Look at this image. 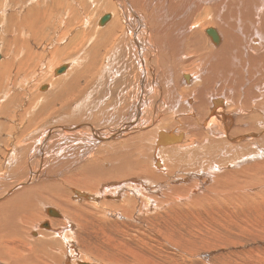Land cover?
I'll list each match as a JSON object with an SVG mask.
<instances>
[{
	"label": "bare ground",
	"instance_id": "1",
	"mask_svg": "<svg viewBox=\"0 0 264 264\" xmlns=\"http://www.w3.org/2000/svg\"><path fill=\"white\" fill-rule=\"evenodd\" d=\"M46 1L53 3L51 12L42 9ZM16 4L22 12L20 32L28 36L16 37L6 56L17 60L21 70L33 69L21 84L33 77L44 80L35 101L18 110L21 99L31 96L12 94L19 85L16 78L3 88L14 66L0 52V264H47L39 260L47 253L43 247L59 240L64 241L62 252H48V258L60 261L63 255L64 264H88L72 261L76 247L64 230L75 228L76 220L83 242L84 221L102 216L95 212L98 203L123 219L134 199L141 214L153 210L159 217L165 206L182 212L183 200L193 207L215 204L211 181L246 191L262 179L264 0ZM99 4L101 11L93 14ZM46 15L51 37L39 52L30 38L42 33ZM136 85L141 86L138 93ZM114 90L117 100L109 102ZM185 101L192 106L186 118L195 121L184 118ZM168 118L178 122L168 125ZM82 201L89 206L76 205ZM38 207L64 219L53 220L62 226L43 233L46 241L38 238L39 227L51 229V221H38V231L27 226L40 219ZM214 207L210 215H217ZM139 242L154 256H167L160 250L163 243ZM121 261L118 256L113 264Z\"/></svg>",
	"mask_w": 264,
	"mask_h": 264
},
{
	"label": "rangeland",
	"instance_id": "2",
	"mask_svg": "<svg viewBox=\"0 0 264 264\" xmlns=\"http://www.w3.org/2000/svg\"><path fill=\"white\" fill-rule=\"evenodd\" d=\"M18 1L20 0H0V52L1 59L4 58L11 60L14 66L13 72L8 73L7 77L4 79L3 88L6 89L8 87L10 79L14 81V78H16L19 85L13 87L14 91H12V94L14 95L15 93L19 92L20 95L21 92H24L25 94L29 93L28 96H31L30 99L29 97H25L23 98V100L21 99L19 103L21 105H18L20 108L18 110L24 111L25 108H27L30 100H32V102L30 103H33V101H35V94H37L39 91L37 86L39 84H42V81L44 79L33 77V81L29 80L26 85L21 84L22 82L19 81L24 77H28L33 69H27L28 67H24L25 70H21L20 67L17 66L19 65V63H17V60H14L12 56H6L7 53L11 52L13 46L15 45V43L13 42L16 37H21V39H24L28 36V34L26 36L22 35L20 32L21 30L18 26V22H20L22 14L20 6L16 4V2ZM19 4L21 6L29 5L28 2H25L24 4L22 2H19ZM100 6L102 5L99 4V6H95L96 11L94 10L93 14L101 11L102 7ZM43 7V10L51 12V10L53 9L52 1L43 2ZM106 13L107 12H103L100 15ZM44 21L45 24L43 26L42 33L38 36H32L30 38V45L39 52L44 51L43 47L48 43L45 41H49V38L51 37L50 16L46 15L44 17ZM10 40H13L12 43H10ZM45 68L43 70H45ZM0 69H2L1 65ZM124 71L125 70L121 72ZM130 82H132V80H130ZM25 86L27 90H24ZM140 87L141 86L136 85L137 93L140 90ZM4 92L5 90H2V94H4ZM116 93L117 91L115 90L111 93L109 102L111 99L117 100L116 97L118 96V94L116 95ZM42 103V100L38 101V108L40 106L39 104ZM23 105L25 107L22 109ZM185 107L186 114L184 115V118L186 119V121H195V118H186L187 114L192 108L188 101H185ZM46 111H48V109ZM16 118H20V116H17ZM6 119L7 118H2V120ZM8 120L9 118L7 119V121ZM177 122L178 120L175 118H168L166 120V123L168 125H172L173 123ZM17 123V120L13 122V124ZM12 130H14V127L12 128ZM35 134L36 132L32 133V136ZM6 135L7 133L4 136ZM6 137L8 138L9 136ZM49 164L50 163L48 162L45 166L49 168ZM6 166L9 167V164H6ZM1 172L2 169L0 170V173ZM215 177L216 176H213L214 180ZM213 183L214 181H211L209 183V187L214 189L211 195L214 198L217 197L218 200H216L218 203L215 202V204L212 205H206L205 203H203L202 206L193 207L190 206L191 204H188V202L190 201L183 200L179 202V206L182 207V212L176 211L172 209V207L165 206L163 215L160 214L159 217L156 216L158 214H156V212L153 210H150L151 212H147L150 213V215H154L153 217H149V214L147 213L141 214L138 211L137 206L132 205L134 199L133 202L129 203V207L131 208V210L127 211L128 213H126V211L124 212L126 216L123 219L113 216V213L111 212L108 213V209L104 205V202L100 204L98 203V209L95 212H99L102 216L97 214L100 217L97 216L94 221L90 219L84 221L82 233H80L79 235L83 242H81L78 238V224L76 220H74L75 228H70L71 232L68 229V232L64 230V234H72L73 239L71 241V244L76 247L75 251H77V254L74 252L73 255L75 258L73 257L74 259L72 261H82L88 264H113V261H116L118 256H120L122 258L121 264H264V176L261 180H257L254 184H249L248 186L251 185L250 187L252 188H249L246 191L238 190L236 188V184L230 185L231 187H225V189L223 186H221L220 188L217 185H213ZM217 189L219 190L217 191L218 194L215 193ZM225 193H228L229 195H226ZM79 204L82 205L81 208H84V206H89L87 201L78 202V204L76 205ZM213 205L215 206L214 210L218 211L217 215H210L208 213L209 208L211 209ZM124 206H126V204ZM134 208L137 209L134 210ZM228 209H230L231 215L226 214V210ZM235 209L237 211H235ZM238 212L240 215L238 214ZM35 215H39L40 219L27 224L28 227L31 226L34 228H31V230L38 231L37 223L40 220V225L47 221L50 223L51 221V229L46 227H39L41 231H39L38 238L45 241L48 239L46 237H43V233H51L55 229H58L62 226L58 225V223L54 224L53 220H56L57 222L64 220L60 217V214L54 215L48 210V208L46 211L44 210V212H41V209L38 207ZM178 216L180 217L178 218ZM209 217L210 219H208ZM152 221L155 223L153 224ZM200 221H202L203 223ZM205 223H207L208 225ZM114 224H119V228L113 226ZM65 226L66 224L63 225V227ZM182 226H184V229L182 228ZM21 227H23L22 224ZM189 229H192L193 232ZM172 230L175 232L173 233ZM74 232L77 233V236L75 238ZM190 235L193 239H189ZM36 236L37 235L32 234L30 238H34ZM56 238L57 235L53 234L52 239ZM138 239L144 241L153 239L156 244L163 243V249L160 250H162V252L167 256H164L163 259H161V256L159 254H156V256H154L151 249L143 248ZM13 241L14 243L12 245V248L16 247L15 242L17 243L16 240ZM103 242L104 244H100ZM129 242L133 247V250L131 252H129L127 249V247H129ZM3 243L6 244L5 241ZM59 246H64L63 240H59L49 248H47L48 245L44 246L43 248L47 249V253H45L46 255L42 254L40 257L41 259L39 258V260H42L44 262L48 261L47 264H62V262L64 264V260L66 258L64 259L63 255L60 256V261H55L48 258V252L52 251L55 254H59V252H62V249H60ZM66 249L67 248H65L64 250ZM22 253L27 255L30 252L28 250H23ZM104 255L105 257H103ZM152 258H154V260L152 263H150L149 261Z\"/></svg>",
	"mask_w": 264,
	"mask_h": 264
},
{
	"label": "water",
	"instance_id": "3",
	"mask_svg": "<svg viewBox=\"0 0 264 264\" xmlns=\"http://www.w3.org/2000/svg\"><path fill=\"white\" fill-rule=\"evenodd\" d=\"M105 19H107V16H105L104 18H103V20L105 21ZM44 225V224H43Z\"/></svg>",
	"mask_w": 264,
	"mask_h": 264
}]
</instances>
